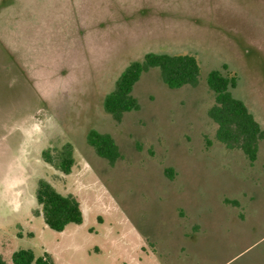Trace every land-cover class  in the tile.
Here are the masks:
<instances>
[{
	"label": "rangeland",
	"instance_id": "374dc122",
	"mask_svg": "<svg viewBox=\"0 0 264 264\" xmlns=\"http://www.w3.org/2000/svg\"><path fill=\"white\" fill-rule=\"evenodd\" d=\"M147 53L194 56L199 83L168 89L150 69L116 122L103 99ZM211 70L236 77L264 129V0H0L2 263L30 250L53 264H264V141L250 163L216 140ZM89 130L111 136L113 166ZM68 143L64 175L42 152ZM40 180L76 198L81 224H44Z\"/></svg>",
	"mask_w": 264,
	"mask_h": 264
},
{
	"label": "trees",
	"instance_id": "16d2710c",
	"mask_svg": "<svg viewBox=\"0 0 264 264\" xmlns=\"http://www.w3.org/2000/svg\"><path fill=\"white\" fill-rule=\"evenodd\" d=\"M150 69H157L162 83L168 89L184 86L195 87L199 83L200 68L192 55H169L147 53L142 60L130 63L118 76L114 88L105 95L103 109L113 120L119 122L125 113L137 111L139 103L132 95L134 85L141 75ZM206 85L213 93L214 103L208 109L209 119L216 125L215 138L228 150H239L253 163L258 154V145L264 141V129L254 119L245 104L232 95L231 89L237 84L236 77L224 76L219 70H211L206 75ZM86 141L95 154L113 166L121 155L115 142L108 134L89 130ZM42 159L55 171L64 175L71 172L74 164L71 144L61 149L42 152ZM165 175L172 179L170 169ZM38 205L36 214H41L44 224L53 231L62 232L69 224L82 223L79 202L71 194H61L46 180H40L35 194ZM226 204L237 206L235 200H225ZM13 264H53L48 254L35 258L30 250H20L12 255ZM0 264H3L0 260Z\"/></svg>",
	"mask_w": 264,
	"mask_h": 264
}]
</instances>
